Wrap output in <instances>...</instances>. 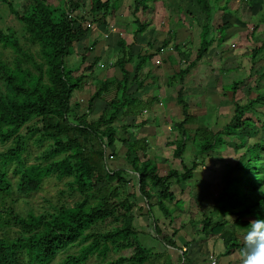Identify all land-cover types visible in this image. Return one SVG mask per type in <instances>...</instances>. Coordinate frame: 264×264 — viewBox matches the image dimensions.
Listing matches in <instances>:
<instances>
[{
    "label": "trees",
    "instance_id": "1",
    "mask_svg": "<svg viewBox=\"0 0 264 264\" xmlns=\"http://www.w3.org/2000/svg\"><path fill=\"white\" fill-rule=\"evenodd\" d=\"M151 1L132 0L131 12L139 7L146 9V4ZM207 1L211 0H191L194 9L203 16L193 58H190L191 51L186 44L184 48L177 44L173 46L178 57L181 53L186 60L178 62L177 71L166 77L163 87L175 96L181 119L165 120L164 123L175 131L168 145L172 147L171 157L178 160L181 172L168 169L159 174L145 155L148 147L145 138L131 139V134L124 138L117 136L119 131L137 129L147 122L144 119L132 124L129 119L150 110L161 86L160 78L152 77L159 65L154 63V68L150 69L152 56L141 53L133 45L134 38L147 24L142 22L132 32L130 44L120 38L115 42L117 56L109 66L117 69L119 78H95L91 77V69L97 66L100 56L95 54L90 64H84L85 53L92 46L89 49L82 47L75 67L64 68L63 60L71 55L72 47L88 36L91 24L105 21L109 0H64L59 12H53L44 0L22 1L17 8L1 0L17 29L0 31V199L11 195L13 190L26 195L37 190L43 178L54 176L58 180H67V192L75 200L70 205L51 206L37 214L20 215L11 207L0 206V217L15 228L10 238L0 236V264H50L57 256L60 257L56 264H84L90 257L98 259L100 264L157 263L135 240L132 214L137 206L135 195L145 205L144 216L151 221L154 236L161 231L151 217L153 211L162 219L160 225L170 231L163 240L164 246L177 249L172 238L180 228L171 227L172 217L165 205L180 202L179 197L185 189L181 185L189 183L196 167L194 161L185 167L181 160L187 142L197 157H207L227 146L239 152L238 159L229 165L223 182L217 184L210 210L201 211L199 229L193 234L221 237L228 225L233 232L240 230L245 235L251 219L264 218V116L259 118L254 109L256 104L264 103V92H260L255 84L251 88L255 93L252 100L247 99L241 105L232 102L228 121L217 130L206 125L192 129L184 127L195 118L187 113L182 83L188 74L194 73L212 41H221L216 39L218 32L227 28L225 23L211 24L213 20H209ZM213 1L216 4L220 0ZM216 9L215 13L223 11ZM137 19L133 16L132 23L138 24ZM209 31L214 35L206 40ZM163 43L162 46L166 45ZM146 46L151 47V44ZM263 51L264 42L251 49L248 58L250 75L254 74L256 59ZM262 78L264 75L255 76L256 82ZM147 79H150L151 97L142 100L135 95L142 91ZM245 82L233 80L231 93ZM87 84L92 90H87L84 112H78L72 94L83 90ZM94 101L103 102L104 107L91 116ZM89 116L93 118L88 120ZM29 138H34L36 146L41 147L44 143L45 146L33 158V163L25 167L21 155L23 144ZM251 138L256 139L248 142ZM115 143L122 145L120 154L111 150ZM112 159H121L131 176L123 170L111 169L108 161ZM11 163L14 164L13 183L6 172ZM128 184L134 190L122 191L124 196L120 199L118 186ZM105 221L115 224L111 231L94 229ZM222 247L219 256L228 257L244 247V240L222 239ZM110 250L128 251V254L106 260ZM177 264L193 263L181 251Z\"/></svg>",
    "mask_w": 264,
    "mask_h": 264
},
{
    "label": "rangeland",
    "instance_id": "2",
    "mask_svg": "<svg viewBox=\"0 0 264 264\" xmlns=\"http://www.w3.org/2000/svg\"><path fill=\"white\" fill-rule=\"evenodd\" d=\"M7 2H10L13 8H17L22 1L26 0H6ZM45 3L51 8V10L54 12H59L62 9V5L64 3V0H44ZM109 8L104 15V22L99 23V24H91L90 25V32L88 33V36L93 34L95 32V29L99 27V30L101 31L102 35H106V38H104L105 43L103 44L104 47L107 49L103 52V55L100 57V61H102L103 64L99 66L93 67L91 70V77L95 78H101L104 75L108 74L109 71H111L109 68L110 66L108 64L112 63L117 54L115 53V42L111 37H114V40L116 38H120L123 41L128 40L130 33L134 32L137 28L138 25H141V23H146L148 25L150 18L149 12H145L147 10H150L152 8V3L148 2L146 4V9L142 10L140 7L137 11L134 13L131 12L130 5L132 4V0H109ZM164 0H159V2H162ZM170 3V10L171 12H174V10H177V5L180 7V2L179 0H165ZM224 1H230V0H224ZM165 4V3H164ZM177 4V5H176ZM222 4V3H221ZM168 5V4H167ZM166 5V6H167ZM249 7V6H248ZM237 15L236 12L233 13V16ZM261 15L264 19V10L261 11ZM135 16L138 19V24H133L132 23V17ZM174 17V16H173ZM148 18V19H147ZM177 18V17H174ZM180 19V18H179ZM89 23V21H87ZM147 27V26H146ZM6 28H11L13 30L17 29V25L8 13V10L6 6L1 2L0 0V31L5 30ZM119 29V30H118ZM122 29V30H121ZM113 31V32H112ZM116 32V33H115ZM120 33V34H119ZM129 34V35H128ZM142 33H140L141 36ZM84 40L81 39L77 45L72 47L71 50V55L68 57L64 58L63 64L64 68H71L75 67L78 65V56L82 54V47L90 48L91 42L90 39ZM174 37V35H173ZM172 38V35L170 36ZM117 40V39H116ZM257 44H249L248 43V48H252L253 45L257 46ZM197 44H194V46L186 43V47L190 49V51L194 52L196 50ZM96 48H101V47H96ZM91 51V50H90ZM89 51V52H90ZM98 50H96L97 52ZM96 52L91 53L90 55L88 53H85V63L84 64H90L92 55H94ZM249 51L247 50V53ZM247 53H245L244 56H239L237 57L236 54L234 56L237 59H234L232 63V57L229 54L228 60L226 63L228 64H223L220 66V64L216 67L217 72H221L222 74L219 75V78H217L216 81L213 82V84H216L218 86H210L208 87L209 90H206L205 93L207 96H209L210 103L209 105L211 108H214L212 110L211 108H207V110H204L201 106L194 105V102L191 100H194V98L189 99L187 102L188 104V114H192L194 116L195 121L190 124H186L185 128H194L196 126H208L211 127L212 130H217L219 129L222 125H224L230 116V113L232 111V102H238L239 105L243 104L247 99H253L255 96V93L251 90L253 86L258 87L260 92H264V78H262L259 82H256L255 76L257 75H264V63L259 64L255 62V65L253 67L252 73L253 75H250L248 73V68H249V62L245 58L247 57ZM208 57V56H206ZM204 57L203 59H205ZM230 58V59H229ZM202 59V60H203ZM206 61V60H204ZM239 62V63H238ZM213 63V62H212ZM238 63V68L236 70H232L228 67L229 65L235 64L237 65ZM107 64V65H106ZM214 65V64H213ZM177 68V67H176ZM88 72H86L87 74ZM116 74L118 72L115 71ZM217 74H212V76H215ZM217 77V76H216ZM222 78V79H220ZM221 80V82L219 81ZM223 80V81H222ZM231 80H246L245 84L241 86L234 94L231 93L229 87L231 84ZM258 83V84H257ZM91 87V84H89ZM87 90L91 91V88H88V84L86 87L83 88V90H79L78 92H74L72 94V100L75 101L77 105V111L78 112H84L85 110V105H86V98L88 97V92ZM199 94V93H198ZM95 105L92 107V113H89L91 116L95 115V113H98L101 111V109L104 107L103 102L101 101H94ZM208 105V106H209ZM206 109V108H205ZM254 109L256 110V113H259V118L261 116H264V103H259L254 106ZM208 112V113H207ZM179 113V112H178ZM89 116L88 120L90 118H93ZM172 120L178 121L181 119L180 113L177 117H172ZM170 119V121H171ZM166 124V123H165ZM164 130V129H163ZM119 131V130H117ZM135 131V130H134ZM131 131L130 129H127L126 132H117V136L125 137L126 135H135V132ZM126 133V134H125ZM159 133L160 135H156L155 139L151 141V143H148V145L151 148V151L149 153V150L145 155L147 158L150 157V161L156 166L158 173L163 174V171H167L168 169L173 168V170H177L180 173V165L177 160H174L171 157V150L172 147L168 145V142L172 140L173 135L175 134V131L172 129H168L166 131L167 135L164 136L165 131L159 132V131H154V135ZM131 135V136H132ZM256 139V138H254ZM253 138L249 139L248 142L254 141ZM34 138H29L26 139L24 144H23V152L21 155V159L27 167L31 163H33V158L43 150L45 143L42 144V146H36L34 144ZM189 146V143H186V146ZM120 143H115L112 147L113 153L120 154V148H121ZM187 146V147H188ZM185 147V150L187 149ZM189 153L185 154V158L183 159V162H186L187 158H194L195 159V164L198 166L192 172V178L189 181V183H185L181 185V188H191V198L188 195V192L185 193L183 198H189L187 201L189 202H178V203H173V204H168L165 205L169 212V217H172V224L171 226H177L179 222H183L185 226V231L186 233H191V230L195 228L199 229V220L201 218V211H209L211 207V197L215 196L217 194L218 190L217 184L222 183L227 172L229 169V165L233 164L239 156V152L234 151V149L231 146H227L225 149L210 154L207 157H202V156H196L194 157V149L189 146ZM149 156V157H148ZM240 158V157H239ZM246 156L244 158L240 159V162L244 161ZM193 159V160H194ZM112 163L115 161L109 160ZM109 164V162H108ZM113 164V163H112ZM185 164V163H184ZM190 163L186 162V166H189ZM110 165V164H109ZM13 168L14 164H10L7 169V175L10 179V181L13 183L15 180V175L13 174ZM129 174L125 172V174L131 176L130 172L128 171ZM199 179V180H198ZM67 180L65 178L58 180L54 176L46 177L43 178L41 183L38 186V189L30 192L28 194H20L15 192L14 190L12 191V194L9 196L2 197L0 199V206H5V207H11L13 211L17 212L20 215L25 214L26 212H32L34 214L40 213L42 211L49 210L51 206L55 205H70L73 200H75V197L67 192L65 182ZM119 188V198L122 199L124 196V193L126 191H132V186L131 185H126V186H118ZM174 189L177 187H173ZM134 190V189H133ZM185 190V189H184ZM122 191L124 193H122ZM184 192V191H183ZM136 198V203L137 206L133 209L132 214L134 216V222L133 224L135 225V240L138 242L139 245H141L149 254H152V258H154L157 263L161 264H169V259L166 256V248L163 244V240L166 239L169 235V232L165 227L161 226V218L158 213L152 212L151 217L153 220H156L157 226L160 228L161 233L157 235V237L154 236L152 232V225L151 221L145 218L144 212H145V205L142 202V200L135 195ZM139 208H142L141 211H139ZM143 214V215H142ZM142 215V216H140ZM216 216L213 215V220H215ZM0 217V236L10 238L14 231L15 228L10 224V223H5L4 220ZM188 224V225H187ZM115 224L111 221H105L102 223H98L96 227L94 228L97 231L100 232H106V231H111L113 226ZM225 232L222 234L221 237H216V238H211L208 237L207 239H212L213 242L212 244H216V247L213 246V248H209V251L211 252V255L209 256V264L213 262V264H223V260L225 259L224 257L216 258V254H220L223 250L222 247V239L225 241L231 240L233 238L239 239V241L244 240V234L240 230L233 232L234 230L231 229L230 226L225 227ZM193 234V233H192ZM196 235V234H193ZM197 236V235H196ZM178 237L175 235L172 239H175ZM198 239L194 242H198L199 240L206 239V237L203 234H198ZM196 238V237H195ZM192 240V239H191ZM211 240V241H212ZM211 244V245H212ZM210 245V244H209ZM240 251L241 250H235L230 256V262L228 264H241V257H240ZM128 251H116V250H110L107 255H106V260L114 259L115 257L119 255H127ZM162 255V258L158 259L159 256ZM60 256H57L55 259L50 264H56ZM153 259V260H154ZM158 259V260H157ZM187 259V258H186ZM202 264H208L207 259H198L195 261L196 263ZM101 262L96 259L95 257H90L84 264H100ZM174 263V262H173ZM177 264V263H174Z\"/></svg>",
    "mask_w": 264,
    "mask_h": 264
},
{
    "label": "crops",
    "instance_id": "3",
    "mask_svg": "<svg viewBox=\"0 0 264 264\" xmlns=\"http://www.w3.org/2000/svg\"><path fill=\"white\" fill-rule=\"evenodd\" d=\"M179 2H180V7L179 5L176 4L177 10H174V12L170 13V10H168L170 8L169 2L165 0L162 2H159V0L151 1L150 3H152V8L150 10L145 11V12H149L151 19L147 18L149 22L147 27L144 28L143 31L144 33L142 34L143 36L136 35V38H134L136 40L133 43V45L136 46V48L140 49L141 53H143V49L145 48H148L149 51L157 50L160 52L158 55H153L152 60L149 62L150 69L153 67L152 64L154 63L156 65H159L158 70L153 72L152 74L153 78L159 77L161 83V86L156 94V100L152 103L150 110L142 111L139 114V116L133 117L131 119L132 121L129 119V122H131L132 124H138L144 119H147V122L144 125L140 126L139 128L137 129L130 128L131 131L135 130L134 131L135 135L132 134H131L132 136L130 135L131 139L137 137H143L146 139L147 144L151 143V141L155 139V137H157L156 135L158 136L160 135L159 133L154 135V131H159L160 133L165 131L164 136L167 135L166 131L170 128V126L168 124H165L164 121L166 120L167 122H169V120L172 117H177L179 115L178 107L175 104V96L171 92L168 93L166 89H164L163 87V84H165L166 82V77L177 71L179 66L178 62L179 61L183 62L186 60V57L183 56V54L181 53L178 57V55L175 53L173 49V46L177 44V45H181L182 48H184V44H186V42H188V44H190L191 46L192 45L194 46V44H197L198 42L199 26L201 24V20L203 16H201V14H199L197 10L194 9V5L192 6L191 0H179ZM207 3L210 9L209 20L210 19L213 20L211 21V24L215 22L216 23L215 25L217 26L220 23H225L227 28L224 31L218 32L217 34L218 38L216 39H220L221 41H217V40L212 41L211 45L207 48L206 55L204 56V57L206 56L208 57H206L205 59H203L204 58L203 57L202 58L203 60L201 59V61L198 63L197 67L195 68L194 73L192 72L191 74H188V76L185 77L182 83V92H183L182 98L186 102L187 111L189 110L187 102L189 101V99L192 98H194V100L191 101L194 102L195 106L196 105L201 106L202 108H204V110H207V108L208 109L211 108V106L209 105L210 97L207 96L205 91L209 90L208 87L210 86L211 87L213 85L218 86L217 85L218 82L216 84H213V82L216 81L217 78H219V75L222 74V71L217 72L216 67L219 64L220 66H222L223 64H228L226 63V61L228 60L229 54L232 57V63H234L233 62L234 59H237L234 56V54H236L237 57L238 55L244 56L245 53H247V50L249 51L247 53V57L249 58V53L251 49L256 46L253 45L252 48H248V43L260 44L264 42V19L261 15V11L264 10V0H230L228 2L224 0H220L216 4L215 1L211 0V1H207ZM223 4H225V6H223ZM216 8L223 9V11H221V13L220 12L215 13L216 11H218V9ZM192 9H194V11H192L191 13L190 10ZM186 11H189L190 13L186 14ZM234 12H236L237 15L233 16ZM173 16L177 18H174ZM171 35L172 38H170ZM212 35L214 34H211V32L209 31L206 36V40L212 39L213 38ZM104 38H106V35L104 34L102 35L101 31L99 30V27L95 29V32L93 34L88 36V39L92 41L91 42L92 49L90 52H88L89 55L93 52H96V50L98 51L95 54L99 55L100 57L103 55V52L107 49L103 45L105 43ZM86 39L87 37L85 38V40ZM111 39H113V41L116 42L117 41L116 39L118 38L114 40V37H111ZM127 39L128 40L125 39V42L127 44H130L133 41L132 33H130L129 38ZM163 42H165L166 45L162 46V44H164ZM147 43H150L151 47L146 46ZM96 47H101V48H96ZM193 53L194 52L191 51L190 58H193L194 56ZM94 55H92V57ZM248 58L245 59L248 60ZM238 63L237 65L232 64L229 65L228 67L231 69V71L234 69L236 70V68H238ZM256 63H259L261 65L262 63H264V51L259 55ZM101 64H103L102 61H99L97 67L99 68ZM110 70L111 71H109L108 74L104 75L103 77L112 76L115 79H118L119 74L115 73V71L117 72V69L112 68ZM212 74H217V75L212 76ZM219 81L221 82V80ZM232 81L233 80H231V82ZM149 85H150V79H147L145 81V86L142 89V91L138 92L135 96H138L142 100L149 99L151 97V91H152ZM176 88L177 86H175L174 89ZM211 109L214 110V108ZM172 121L174 122L175 120ZM126 122H128V119H126ZM186 129H192V128H186ZM150 146L148 145L147 147L149 153L151 151ZM189 149L190 148L188 146L187 149L181 155L182 162L183 159L185 158L184 157L185 154L189 153L190 151ZM194 157L196 156L194 155ZM193 159L194 158H190V159L187 158L186 162L188 163H191L192 161L195 162V159L194 160ZM108 162L110 164L109 167L114 171L120 169L123 170L124 173L126 172L127 174H129L127 170V166L121 159H115V161L112 162L113 164L110 163L111 161ZM186 162H183L185 163L184 164L185 167H189L186 166ZM196 168H198V166H196L195 169ZM171 169L173 170V168ZM174 171L179 173V171L175 169ZM187 192L188 195L190 196L189 198H191V188L187 187L179 197L181 202L184 203L189 202L187 201L189 198L187 199L183 198V196ZM185 226L186 225L183 222H179L177 226L174 225L173 227L171 226L172 228H180V229L175 234L178 237L173 239L174 245L176 246L177 249H170L165 247L166 256L170 260L169 264L177 263V259L181 255V251H184L185 257L193 264H195L196 260L205 259V258L207 259V263L209 264L208 259L209 256L211 255L209 248L210 247L213 248V246L216 247V244H212L213 240L207 238L203 240H199L198 242H194L198 239L197 237L198 235L196 236L193 235L192 233L194 230H198V229H196L195 226V228L191 230V233L189 234L186 233ZM218 253L216 254L217 262H218V258L220 257ZM160 258H162V255L158 257V259ZM221 258L223 257H220V260ZM224 258L225 259L223 260V264H228L230 262V257H224ZM155 264H161V263H155ZM196 264H202V262Z\"/></svg>",
    "mask_w": 264,
    "mask_h": 264
},
{
    "label": "clouds",
    "instance_id": "4",
    "mask_svg": "<svg viewBox=\"0 0 264 264\" xmlns=\"http://www.w3.org/2000/svg\"><path fill=\"white\" fill-rule=\"evenodd\" d=\"M240 251L241 264H264V218L251 219Z\"/></svg>",
    "mask_w": 264,
    "mask_h": 264
},
{
    "label": "built area",
    "instance_id": "5",
    "mask_svg": "<svg viewBox=\"0 0 264 264\" xmlns=\"http://www.w3.org/2000/svg\"><path fill=\"white\" fill-rule=\"evenodd\" d=\"M86 27L89 28V25L86 24ZM143 53H146V54H149V55L153 56V55H158L160 52L157 51V50H150L149 51L148 48H145V49H143ZM211 264H213V262H211Z\"/></svg>",
    "mask_w": 264,
    "mask_h": 264
}]
</instances>
